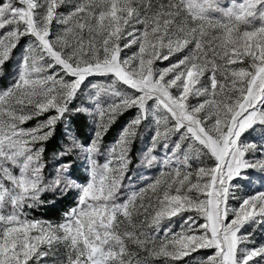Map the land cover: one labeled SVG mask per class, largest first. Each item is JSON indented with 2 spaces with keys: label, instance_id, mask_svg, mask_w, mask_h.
Segmentation results:
<instances>
[{
  "label": "snow or ice",
  "instance_id": "1",
  "mask_svg": "<svg viewBox=\"0 0 264 264\" xmlns=\"http://www.w3.org/2000/svg\"><path fill=\"white\" fill-rule=\"evenodd\" d=\"M7 76L0 264H264V0H0Z\"/></svg>",
  "mask_w": 264,
  "mask_h": 264
},
{
  "label": "trees",
  "instance_id": "2",
  "mask_svg": "<svg viewBox=\"0 0 264 264\" xmlns=\"http://www.w3.org/2000/svg\"><path fill=\"white\" fill-rule=\"evenodd\" d=\"M7 71H14V68L10 65L9 69L6 70V75H7ZM10 79H11L10 76H7V78L0 77V87L6 85ZM130 115L131 114H127L123 119H121L118 125H116L113 129L110 130V133L105 140L106 143H110L115 138L120 125H122L127 119H129ZM73 127L77 130L81 140L87 143L92 130L91 127L85 122V120L82 118L77 119ZM146 142L147 141L145 137V132H143L140 138L134 144V148L132 152V164L130 166L133 169L132 175L134 177L139 176L141 174L150 175L151 173L156 171L155 168H153L152 170L146 169L140 163L143 152V146L146 144ZM60 143H61V137L60 134L58 133L57 138L52 142H50L48 145L47 156L49 158L50 171L56 164V161L52 159V154L59 150ZM84 169L85 166L83 165L81 160H75L73 178L77 179L78 182H84L87 177V175L83 172ZM48 199L49 200L55 199L56 200L55 206L53 207L49 205L39 208L34 212V215L38 217H42L47 220L58 221L61 218L62 214L65 211H67L70 207H72L74 204V197L71 193H69L64 197H54L52 194H48Z\"/></svg>",
  "mask_w": 264,
  "mask_h": 264
},
{
  "label": "rangeland",
  "instance_id": "3",
  "mask_svg": "<svg viewBox=\"0 0 264 264\" xmlns=\"http://www.w3.org/2000/svg\"><path fill=\"white\" fill-rule=\"evenodd\" d=\"M150 135L151 133L149 131H145V137H146V144L143 146V151L146 150V148L148 147L149 145V142H150ZM82 162V161H81ZM83 163V162H82ZM152 170V169H151ZM156 170V169H155ZM83 172L88 175L87 171H86V168L83 170ZM156 172V171H155ZM155 172L151 173L150 175H154ZM260 184H261V181L260 180H256L255 181V185L253 187V191L256 190L257 188L260 187ZM71 194L73 195V197H75V193L74 192H71ZM255 236H256V239L257 241H261V240H264V229H261V228H257L256 229V232H255Z\"/></svg>",
  "mask_w": 264,
  "mask_h": 264
}]
</instances>
